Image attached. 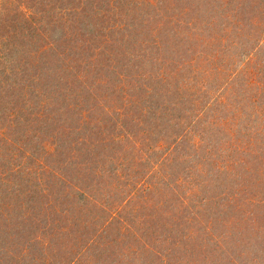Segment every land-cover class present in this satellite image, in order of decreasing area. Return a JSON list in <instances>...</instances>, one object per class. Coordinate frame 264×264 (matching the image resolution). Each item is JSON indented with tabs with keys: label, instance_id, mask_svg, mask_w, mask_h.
<instances>
[{
	"label": "rangeland",
	"instance_id": "374dc122",
	"mask_svg": "<svg viewBox=\"0 0 264 264\" xmlns=\"http://www.w3.org/2000/svg\"><path fill=\"white\" fill-rule=\"evenodd\" d=\"M102 27L112 46L94 41ZM91 70L109 74L97 98L107 107L140 79L127 112L139 124L127 119L112 148L93 128L80 148L98 157H66L51 127L76 116L88 94L72 75ZM151 73L162 81L150 86ZM42 91L58 120L42 115ZM7 258L264 264V0H0V264Z\"/></svg>",
	"mask_w": 264,
	"mask_h": 264
},
{
	"label": "trees",
	"instance_id": "16d2710c",
	"mask_svg": "<svg viewBox=\"0 0 264 264\" xmlns=\"http://www.w3.org/2000/svg\"><path fill=\"white\" fill-rule=\"evenodd\" d=\"M34 4H36V3H34ZM32 7L34 8L35 6L33 5ZM153 24H155V23H153ZM147 25L149 26V23ZM112 26L114 27V25H112ZM153 28H154V25H151L150 27L144 28L143 32L137 36L140 38V36L145 34V32L147 30H148V32H150V31H152ZM163 28L170 30L169 28H166V27H163ZM106 29H107V27H102V32L98 33V36H96L94 38V41L95 42L99 41V44H102L103 42L116 43V40L113 41V37L111 35L106 34V32L104 31ZM106 31L109 33L110 32L113 33L112 30L107 29ZM22 37L25 41V44L28 43L27 46L30 48L29 53H31V51L36 50V47L32 42L31 43H30V41L26 42V39H29L26 36V34H24ZM74 37H75V40L73 39L74 41H72V42H74L75 45L79 46L80 43L82 42V39L80 40V38L78 36H74ZM86 42L88 43V41H86ZM153 43H155V42H153ZM25 44L22 43L20 45V48H24V46L26 48ZM88 44H90V43H88ZM109 45L112 46V44H109ZM53 53L55 54V52H53ZM17 54H19V52L14 51V55L16 56ZM97 55L100 56V54H96V58H95V56L93 57V58H95V61H93V63H95V65L92 64V61L90 62V64H88L89 68H92V70H95V66L100 61V59H99L100 57ZM22 56L27 57L26 51H22L21 57ZM57 56H59V54ZM24 65L28 66V63H24ZM92 70L87 71V74H80V76H78V77H76V75H72L74 81L85 86V91H87V94H88V98L87 99L84 98L83 102H82L81 98L78 99V101H77L78 105L75 106L74 111H73L74 115H76L75 117L73 115L74 118H72V116H71L70 118L67 117L64 121L61 118H59V120H58L57 114L55 115V112L59 111V110H57L58 106L52 107V104H51V106H49V104H47V103H49L48 102L49 100L45 98V96H47L46 91H42L41 96H40V93L37 94L38 99L41 98L40 99L41 104H38V106L42 109L44 108L42 115H44L48 111L47 109H50V113L53 114V116H54L53 121L58 120L51 127V131H52V133H55V135L57 134V141L61 142L62 148L68 149L67 153H63L64 155H66V157H71V154H72V151L74 150V148L76 149V151H80L83 154L85 159L91 158L92 156H93V158L98 157L99 153L98 154L94 153V151L92 150L91 153L89 154L87 149L80 148V146L83 147V145H85V143L82 141L84 138H86V137L93 138V136L96 135L94 132H92L93 131L92 129L93 128L99 129L101 127L102 131L104 133H106V136L108 138H110V139H108V140L106 139L104 141L105 145H106L105 147L112 148V146L114 147V146L119 145V143L117 141H115V139H113L114 135L115 136L117 134L122 135L123 134L122 129L124 128V126H126V124H128L127 123L128 121L134 119V117L128 115L127 112L130 108H133L134 109L133 112H135V108H136L135 105H138V104H135V100L133 99L134 97H133L132 91H134L135 85H137V88L139 90H141L140 86L142 84L139 85L140 79L139 78H130V80L134 81V82H133V84L128 83V86H127L126 85V77L119 75L120 76V79H118V82H120L119 90L124 91L128 87V94H125L123 96L124 97L123 101H122V99L119 100V98L113 99L112 105L107 107L105 105H102L101 101H97V98L100 96L99 98H101L102 101H103V98H105V100H106V96L103 95V91H104V87H108L110 85V81L107 79L109 74L103 75L102 73H100V75L89 77V75L93 72ZM152 73L150 75L146 76V81L151 82L150 86L153 85V83L156 84V83H159L162 81V79H159V80L153 82L154 81V77H153L154 74L152 75ZM172 74L173 73H171V72L168 73L164 79H166L168 81L171 77H173ZM57 79H55V80L58 81ZM91 79H93V81ZM95 79H96V81H95ZM14 80H15V78H12V79L8 78V79H5L3 81V83L9 84L11 87H15L13 84ZM58 82H59V85H56L57 88H59L60 85L62 84L61 83L62 79ZM122 83H125V85H126L125 89L121 87ZM32 84L34 85V83H32ZM51 84H53V82ZM89 84H91V85H89ZM63 87H65V83L63 84ZM16 88H17V86H16ZM16 88H15V90H16ZM143 90L144 89H142V91ZM33 93H35V92H33ZM131 97H133V98H131ZM99 105H101V106H99ZM100 107H101V110H99ZM120 110L124 111V112H122L123 114L120 112ZM110 111L113 114H110L109 113ZM145 113H146V111H145ZM147 116H149V115L146 114V117ZM88 117H89V120L87 119ZM115 119H116V123L114 122ZM127 119H128V121H126ZM147 121L150 124L156 123L153 117H149ZM68 122H70V123H68ZM134 122L136 123L135 126H137L139 124L138 120H135ZM121 123H122V126H120ZM70 124H72L73 129H71L72 126H70ZM119 126L121 127V129ZM49 130H50V128H49ZM151 132H154V130ZM95 143H98V142H95ZM58 148H59V146H58ZM122 151H123V149L121 146V152ZM78 158L80 159L81 156L77 153L76 160ZM85 159H84V161H85ZM76 160L74 161V163H76ZM92 169H94V168H92ZM52 195H54V199L50 198V200L53 203L54 202L57 203L58 199L55 198V194H52ZM64 200L65 199L62 198V201H64ZM52 221H53V219H52ZM7 262H8V264H11V262L8 261V258H7ZM4 264H6V262Z\"/></svg>",
	"mask_w": 264,
	"mask_h": 264
}]
</instances>
